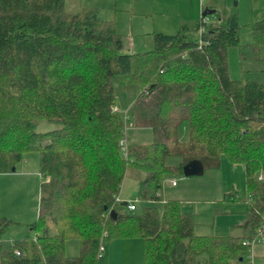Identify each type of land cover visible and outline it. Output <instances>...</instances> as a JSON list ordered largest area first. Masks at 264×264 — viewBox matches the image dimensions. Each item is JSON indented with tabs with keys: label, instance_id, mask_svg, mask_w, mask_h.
<instances>
[{
	"label": "trees",
	"instance_id": "16d2710c",
	"mask_svg": "<svg viewBox=\"0 0 264 264\" xmlns=\"http://www.w3.org/2000/svg\"><path fill=\"white\" fill-rule=\"evenodd\" d=\"M239 27L238 14L226 13L201 38L183 25L127 52L97 7L0 0V173L37 150L43 177L28 224L35 236L4 239L15 220L0 212V264H99L105 237H141L143 264H250L251 241L264 237V82L231 77L228 48L239 45L242 61L264 58V17L252 21L251 42L241 43ZM39 119L58 126L39 131ZM137 124L152 140L130 142L125 154V128ZM222 154L245 167L239 233H197L196 215L176 198L141 211L118 199L130 166L143 172L139 200L158 201L186 162L217 167Z\"/></svg>",
	"mask_w": 264,
	"mask_h": 264
},
{
	"label": "rangeland",
	"instance_id": "374dc122",
	"mask_svg": "<svg viewBox=\"0 0 264 264\" xmlns=\"http://www.w3.org/2000/svg\"><path fill=\"white\" fill-rule=\"evenodd\" d=\"M65 4L68 9H74L77 0H67ZM99 1V0H96ZM103 3L105 0H102ZM100 1V3H102ZM175 9L184 4V0H175ZM110 15L115 12L111 10ZM209 0H205L207 6ZM216 0L219 5L217 10L210 13V22L217 21L220 14L237 13L239 17V36L241 43H248L253 40L252 21L264 17V0ZM105 11V10H104ZM198 18H201L200 14ZM105 19V18H104ZM114 20V18H112ZM115 21V20H114ZM210 24V23H209ZM199 33L197 32V37ZM196 33H189V38H196ZM155 42L145 50L154 47ZM123 50L124 47L122 48ZM138 51V50H137ZM144 51V50H143ZM264 53V51H260ZM228 60L230 75L233 78L254 79L264 82V58L241 60L240 46L231 45L228 48ZM58 124L46 119H39L37 130L46 131L57 127ZM125 145L128 147L132 141L146 142L152 140L151 129L147 125H130L125 128ZM128 152V149L127 151ZM26 161L19 162L16 170L0 173V212L12 218L15 222L7 226L3 238L12 240L27 235L35 236L36 230L28 224L38 216L40 187L42 182L39 167V152H29ZM143 172L130 166L125 174L119 195L127 200H134L138 197L139 183ZM177 179L178 184H172ZM246 174L245 167L241 161H232L226 154L220 157L219 166H208L204 173L198 175L169 176L163 187L162 200L141 201L136 199L137 210L141 211L145 205L155 204L160 209L164 201L170 198H182L181 206L184 209L193 210L196 215V229L198 233L228 234L239 233L237 227L246 218L249 202L246 196ZM236 193V198L228 199L230 193ZM120 238L105 237L103 240L104 254L99 264H115V253L117 249H126L123 245L117 247ZM132 245V263L136 264L143 255V241L137 237ZM264 237L255 241L253 249L256 253H264ZM109 249L112 254L111 263L108 258ZM80 251V241L76 237L69 238L66 242V252L69 255H77Z\"/></svg>",
	"mask_w": 264,
	"mask_h": 264
},
{
	"label": "crops",
	"instance_id": "0c3cea01",
	"mask_svg": "<svg viewBox=\"0 0 264 264\" xmlns=\"http://www.w3.org/2000/svg\"><path fill=\"white\" fill-rule=\"evenodd\" d=\"M100 1L102 0H77L74 9L66 8L74 11L84 6L97 7L100 10V14L103 19L113 20L112 18H114L115 21H113L116 29L123 40L124 51L127 52H136L137 50L143 51L155 42V32L161 31L165 33H175L179 31L183 25L187 26V35L191 32H195V37H197L198 30L196 27L200 21V18H198L199 14L200 16L204 14V10L206 8L215 9L216 11L219 7V5L215 4L216 0H209L210 2L207 6L204 4L205 0L202 2L201 0H184V4L179 5L180 7H178V11L175 9V0H110L111 10H115V12L110 15L109 0H105L104 3L103 1L100 3ZM67 2L68 1L65 0V4ZM234 4L237 5L238 0H235ZM207 15L210 16V13H207ZM222 16L223 13L220 14L219 19H221ZM210 19H212L211 16ZM26 159L27 156H25L21 162L26 161ZM37 170L40 172L39 167ZM177 184L178 182L174 185ZM177 199L181 200L182 198ZM182 208L185 211L195 212L193 210L184 209V207ZM116 238H120L117 242V247L123 245L125 248L127 247L131 249H117L115 253V264L132 263V252L130 251H133L132 245L134 246V241H136L135 239L137 237ZM262 247L264 249V246ZM254 253L256 252L254 251ZM108 258L111 263L112 254L110 249L108 252ZM136 264H143V255H140V260Z\"/></svg>",
	"mask_w": 264,
	"mask_h": 264
},
{
	"label": "built area",
	"instance_id": "2783aa9c",
	"mask_svg": "<svg viewBox=\"0 0 264 264\" xmlns=\"http://www.w3.org/2000/svg\"><path fill=\"white\" fill-rule=\"evenodd\" d=\"M203 0H201L202 2ZM210 23V16L207 15V14H202L201 15V18H200V25H199V28H198V33H199V36L201 38V35L202 33L206 30L207 28V25ZM122 144H123V148L125 150V154H127V146L125 145V140H122L121 141ZM172 183L173 184H176L177 183V179H173L172 180ZM118 199H120V195L118 196ZM136 199H139V197H137ZM136 199L134 200H129V203H128V208L129 209H135L137 207V204H136ZM259 241V240H258ZM246 243L249 242L248 240L245 241ZM251 250L249 252V258H250V261L251 263L250 264H253V261H254V249H253V244L255 242V240L251 241ZM19 253V250L17 251ZM104 254V246L103 244L101 245L100 247V252H99V255L102 256Z\"/></svg>",
	"mask_w": 264,
	"mask_h": 264
},
{
	"label": "water",
	"instance_id": "95a60500",
	"mask_svg": "<svg viewBox=\"0 0 264 264\" xmlns=\"http://www.w3.org/2000/svg\"><path fill=\"white\" fill-rule=\"evenodd\" d=\"M214 11H215V9L206 8L204 10V14L211 13V12H214ZM12 170H16V166L15 165L12 166ZM183 171H184L185 175L202 174L205 171V165H204V163H203V161L201 159L194 158V159H191V160H189L188 162H186L184 164ZM112 214H113V216L116 215L114 210H112Z\"/></svg>",
	"mask_w": 264,
	"mask_h": 264
}]
</instances>
